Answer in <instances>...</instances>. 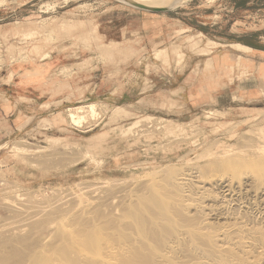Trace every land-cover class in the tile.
<instances>
[{
	"label": "rangeland",
	"instance_id": "obj_1",
	"mask_svg": "<svg viewBox=\"0 0 264 264\" xmlns=\"http://www.w3.org/2000/svg\"><path fill=\"white\" fill-rule=\"evenodd\" d=\"M163 32L173 33L172 38L153 44V50L149 45L145 48ZM218 38L264 49V0H188L169 12L140 10L117 0H0V88L14 76H31L46 64L57 63L49 88L55 99L64 90L73 89L61 79L82 85L88 69L96 75V93L91 98L51 101L43 106V112L19 118L16 132L0 130V229L26 228L30 218L42 219L47 213L43 219H50L52 233L78 209L98 206L97 197L105 195V190L116 196L133 184L136 187L162 178L173 168L205 164L212 152L223 154V150L233 149V154L246 155L253 151L250 147L262 145L264 138L258 128L264 129V95L260 90L264 80L252 77L254 72L263 77L256 71L262 64H257V69L232 65L237 68L230 76H237L233 93L228 89L212 103L191 105L183 93L173 90L182 83L184 77L177 74L187 72L190 57L195 62L223 53L245 57L255 53L238 45L242 43L230 47L227 40ZM124 74L128 76V97H121ZM163 84L173 91H159ZM78 90L83 94L82 88ZM139 91L144 94L138 95ZM90 103L98 104V110L96 117L84 120L86 124L76 126L67 119L68 109ZM243 136L245 140H241ZM246 140L251 144L248 149L244 148ZM20 145L22 149L17 150ZM116 183L121 185L113 188ZM101 189H105L103 193H99ZM86 202L90 206L84 205ZM7 206H13L10 213ZM59 209L63 211L59 213ZM12 211L24 215L17 218ZM53 211L58 214L52 215ZM67 213L70 218L65 217ZM49 228L43 236L50 235Z\"/></svg>",
	"mask_w": 264,
	"mask_h": 264
},
{
	"label": "bare ground",
	"instance_id": "obj_2",
	"mask_svg": "<svg viewBox=\"0 0 264 264\" xmlns=\"http://www.w3.org/2000/svg\"><path fill=\"white\" fill-rule=\"evenodd\" d=\"M134 1L149 6L175 7L188 0ZM97 105L90 103L74 106L75 108L68 109L67 119L72 124L81 126L88 116L96 117ZM157 123L159 122H156V127ZM258 130L259 135L264 138V129ZM246 133L243 132L242 135ZM242 138L244 136L241 140ZM248 141L244 142L245 146L241 143L244 148L250 147ZM210 142L206 144L210 145ZM21 146L23 145L17 150ZM250 148L253 149L252 152H242L246 155L233 154V149L223 150V154L221 151L212 152L208 154L210 157L207 163L202 162L203 165L198 166L190 164L191 168L184 165L187 169L178 167L167 172L169 166H164L168 170L164 168L163 172L167 173L164 172L166 175L162 178L153 179L149 177L152 174L147 173L152 180L136 187L133 184L130 189V186L128 189L123 188L116 196H111L113 191L109 194L106 188L105 192L101 189L99 193L102 191L106 194L97 197L98 201L100 199L98 206L96 203V207H89V210L86 207L81 209L83 211L78 209L76 214L74 210V214L71 212L72 217L68 213L64 214L71 219L67 218L68 221L63 223L57 222V215L54 222L60 226L52 233L49 228L50 219H43L47 213L42 216L43 220L36 216L30 220L28 216L30 222L28 221L26 228L19 225L20 227L9 229L3 224V229H0V264H264V141L262 145ZM160 174L161 172L157 176ZM140 181L143 182V179ZM120 185L116 183L113 188ZM20 188L19 186L18 189ZM97 188L104 187L101 185ZM91 193L87 192L88 196ZM92 195L90 197H94ZM86 203L84 205L90 206L89 202ZM7 207L8 211L13 209V206ZM57 211L60 213L63 210ZM57 211L50 213L55 215L58 214ZM14 214L17 218L24 215ZM47 228L50 229V235L46 234L45 237L43 233Z\"/></svg>",
	"mask_w": 264,
	"mask_h": 264
},
{
	"label": "crops",
	"instance_id": "obj_3",
	"mask_svg": "<svg viewBox=\"0 0 264 264\" xmlns=\"http://www.w3.org/2000/svg\"><path fill=\"white\" fill-rule=\"evenodd\" d=\"M143 26L147 29V22L146 25L144 22ZM172 34L169 32L165 34L163 32L160 35L153 37L149 41L150 43L145 44V48H148L149 45L153 50V44L166 42V40L172 38ZM142 39H144V37ZM212 40L218 42L227 39L218 38V41L217 39ZM227 42L229 43H227L226 45L230 47L235 43H242L244 45H238L249 47L252 49L251 51H255V53L253 56H250L248 54L246 55L247 57H245L243 54L234 52L223 53V55L220 54L206 56L203 58L200 57L195 62L194 59L190 57V59L187 60V65H189L187 72L185 70V72H178L177 74V76L184 77L182 83L177 88L173 89L174 91H177L178 94L183 93V96L189 104L198 106L210 102L212 103L215 100L218 101L219 98L223 96V93L225 91L227 92L228 89H230L233 93V83L234 79L236 80L237 76L234 78L230 76L237 70V68L234 69L232 65H237L238 63L243 64L245 67L252 65L256 67L257 64H262L260 67H258V69L256 67V71H259L260 75H262L263 77L254 75L257 72H254L252 77L253 79L258 78L259 81H261L262 79L264 80V49L257 48L253 44L243 43L238 40H227ZM218 43L222 44V42ZM240 58H243L246 61L243 60L240 62ZM57 67V63L46 64L38 73H34L31 76H22L21 78L14 76L12 79L8 80V82L5 83V88H0V130L7 129L9 131L11 130L13 132H16V129L19 128V118L23 119L25 118V116L33 117L35 114L43 112L44 110H46L43 106L49 102L53 103L54 101H56L66 103L73 98H75L76 101H79L82 98L87 97L89 99L95 95V70L88 69L87 81L82 85H80L79 82H75L72 84V81H69L68 79H61V81L63 82L68 81L71 87L73 86V89H71L70 91L64 90L62 94H58V96H55V99H52V90L49 89L51 87L50 76L52 75V71L54 70V68ZM121 82L122 85H125V89H123L124 92H122L121 97H123L124 95L128 97V90L126 88L128 76H126V74L121 77ZM78 88H82L83 94L79 92ZM169 88L170 87H168L167 84H163L159 87L158 90L173 91ZM238 88L236 87L235 89ZM260 90L263 91L264 95V85L260 87ZM143 94V91L138 92V95ZM138 101H140V99H138Z\"/></svg>",
	"mask_w": 264,
	"mask_h": 264
},
{
	"label": "water",
	"instance_id": "obj_4",
	"mask_svg": "<svg viewBox=\"0 0 264 264\" xmlns=\"http://www.w3.org/2000/svg\"><path fill=\"white\" fill-rule=\"evenodd\" d=\"M120 1L124 4H127L129 6H132L134 8L140 9V10H145V11H149V12H169L171 11L173 8L177 7H173L172 6H168V7H161V6H149L140 2H136L134 0H117Z\"/></svg>",
	"mask_w": 264,
	"mask_h": 264
}]
</instances>
